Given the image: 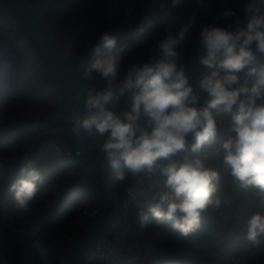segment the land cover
<instances>
[{"label": "clouds", "instance_id": "9594fccd", "mask_svg": "<svg viewBox=\"0 0 264 264\" xmlns=\"http://www.w3.org/2000/svg\"><path fill=\"white\" fill-rule=\"evenodd\" d=\"M193 3L207 12L213 0H161L156 23L165 27L154 44L145 35L152 21L138 26L135 38L147 46L144 59L125 61L129 45L118 44L117 35L103 32L90 49L91 61L80 63L87 81L99 77L102 84L78 90L72 100L77 105L83 100V109L75 107L69 116L75 140L84 134L106 137L98 145L100 167L115 173L117 181L125 180L121 166L133 176L162 178L147 210L137 206L139 225L143 229L151 220L169 222L183 237L199 230L210 206L220 205L215 194L221 177L209 166L210 154L218 155L222 149L220 162L240 187L264 192V77L249 83L258 72L251 66L257 54L264 56V8L249 0L243 16L228 7L214 18L224 23L192 16L172 31L168 18L173 10ZM130 16L126 14L125 23ZM191 47L198 48L203 66L194 82L183 60ZM259 67L264 69V63ZM201 94H206L203 102ZM122 100L126 107L121 109ZM221 113L226 121L218 120ZM222 133L226 138L217 148ZM20 173L23 178L9 190L15 209L28 212L44 177L31 159ZM262 236L264 213L256 212L247 220L246 238L259 246Z\"/></svg>", "mask_w": 264, "mask_h": 264}, {"label": "rangeland", "instance_id": "374dc122", "mask_svg": "<svg viewBox=\"0 0 264 264\" xmlns=\"http://www.w3.org/2000/svg\"><path fill=\"white\" fill-rule=\"evenodd\" d=\"M31 5L36 1L41 3V18L47 24L48 30L59 41L64 43L77 57L85 59L89 56L91 47L99 43V36L103 32H109L117 35L118 44L127 43L129 46L133 44L136 36L133 32L125 33L123 30L127 27H132L138 24L145 18V0H60L61 5L57 8H51L50 0H28ZM131 13L127 23H125L126 14ZM6 17H0V35L3 29L8 27ZM160 30H155L149 37V44H154L156 37L160 34ZM2 41V37H0ZM139 55L142 51L138 52ZM92 59V57H91ZM246 71V70H245ZM31 78H33L31 76ZM96 77L94 80H96ZM34 79V78H33ZM251 78L249 80V83ZM18 82L13 80V94L17 96L16 101L9 106L0 103V123L19 124L29 123L25 130H27L26 140L30 141L34 138L42 140V145L39 153L35 155L33 160L39 169H44V176L48 180V184L42 186L36 193L34 199L30 202L28 212L17 211L14 205L5 206L0 212V231L2 226L6 225L7 221L15 225L12 231V244L7 245L8 240L3 237L0 240V264H13L12 261L16 258L15 246L27 237L35 238V246H42L50 243H60L67 245L74 236L77 229L86 222L94 213L93 208H96L91 191L82 190L81 205L77 210L74 219L66 224L58 223L49 219V212L57 201L58 196L74 184V189L80 190V186L76 185L81 182L86 172H78L67 157V147L63 140L57 135L59 132L66 133L72 136L69 126L63 124H53L50 119L56 118L59 115V108L55 109L52 104L47 101H39L31 99V97L20 90ZM93 83V81H92ZM58 104V101L55 103ZM54 104V105H55ZM53 124L51 126L49 123ZM56 137L51 138L49 135ZM221 140V137L220 139ZM87 146H96L93 138H89L86 142ZM11 157L15 158L20 153V148L17 146L9 149ZM222 153V150H221ZM0 154H2L0 150ZM223 154V153H222ZM222 157V156H221ZM57 158V159H56ZM217 162V163H216ZM210 165L214 168H223L227 170V166L223 165L217 160ZM120 169H123L121 166ZM219 171V169H218ZM114 178L112 174L108 182L111 183ZM143 179L140 175L131 177L130 185H137ZM128 185V186H130ZM124 183L121 184L120 190H115L109 186L110 197L122 200L125 197L126 188ZM253 195L255 194L252 192ZM236 196L242 195L237 192ZM251 195H244L243 198L235 204L236 197L232 200H220L219 206H210L209 210L214 215V222L219 225V230L216 232V237L219 242L231 239L234 243L239 244L246 242L247 220L253 213L260 212L253 206ZM225 202L231 204V208L225 207V210L220 213L221 208ZM95 204V203H94ZM137 214L134 215V219ZM135 232V233H134ZM132 240L124 248L120 255V261L125 264H141L140 262H129L131 255L139 254L144 258L140 247L139 238L134 228ZM259 246H253L248 240L250 246H247V254L238 259L221 258L213 249L208 252L210 264H251L258 260L264 250H261L262 240ZM50 242V243H49ZM47 246V245H46ZM48 252H52L47 259V264L63 263L66 254L62 246L54 248V244L48 245ZM209 250V249H208ZM183 252L182 250L178 253ZM84 264H103L100 261L87 262Z\"/></svg>", "mask_w": 264, "mask_h": 264}, {"label": "trees", "instance_id": "16d2710c", "mask_svg": "<svg viewBox=\"0 0 264 264\" xmlns=\"http://www.w3.org/2000/svg\"><path fill=\"white\" fill-rule=\"evenodd\" d=\"M51 8H57L61 5L60 0H50ZM146 7L144 10L145 18L138 24L132 27H127L123 31L125 33L133 32L136 36L137 28L142 23H147L148 20L152 21V26L147 28L145 35L150 36L155 30L163 31V27L156 23L157 16L160 15L158 11V5L161 0H145ZM249 0H213L211 9L205 12L203 9L197 7L194 3L192 5L182 6L173 10L172 17L168 18V24L171 25V30H178L181 22L187 23L188 19L195 16L197 21L204 20L207 22L224 23L222 20H214L218 17L224 8H234L238 14L243 16V9L245 3ZM261 7L264 8V0H256ZM185 8L187 9L185 13ZM8 27L3 29L0 37V103H4L9 106L16 101L17 96L13 94V80H16L20 87V90L27 93L31 99L39 101L41 98L47 101L49 104L53 103L55 109H58V104H55L58 99L53 92H51L43 79L42 71L37 64L31 58L29 51L22 47L20 41L14 31V28L9 20H7ZM48 29V27H47ZM146 45L139 44L137 40H133V44L129 46V50L124 53L125 61L132 59H144L147 58L145 51ZM142 51L139 55L138 52ZM184 58V56H183ZM264 61L258 56V60L251 66L258 68V72L255 77L251 78L254 81L257 77H264V69L259 66ZM31 76L34 78H31ZM102 84L99 77L93 80L92 85L100 86ZM55 104V105H54ZM49 123V122H47ZM51 126L53 124L49 123ZM29 123L19 124H6L0 123V212L5 206L13 205L12 196L13 193L9 190L12 183L22 179L20 173V167L26 163L27 160L35 157L39 153L42 140L34 138L30 141L26 140L27 130L26 127ZM54 138L56 136L49 135ZM94 142H96L94 140ZM97 143V142H96ZM20 148V153L15 158L11 157L9 149L14 147ZM223 153V150H222ZM221 153V156H222ZM220 156V161L221 157ZM57 159V158H56ZM218 159V161H219ZM217 163V162H216ZM40 165L45 169L43 164ZM37 167V164L35 163ZM72 167H74L72 165ZM38 168V167H37ZM44 169L38 170L44 177V183L38 185L39 189L48 184L47 178L44 176ZM215 170L220 173V183L218 191L215 194L220 200L234 199L236 197L235 204L243 198L244 195H251L253 206L256 210L264 213V192L254 188H241L239 182L234 180L230 175V170H224L223 168L214 167ZM125 174V180L123 182L117 181L115 178L109 183L110 187L115 190H120V186L124 183L125 186L130 185L132 174L128 173L124 168L119 169ZM115 176V175H114ZM158 177L159 175L156 174ZM76 185L80 186V190L74 189V184L63 190L58 196L57 201L52 206L49 212V219L58 223H68L75 218L77 210L81 205L82 190L89 191L81 182H77ZM37 191V192H38ZM240 192L242 195H234ZM254 192L255 194L253 195ZM232 198V199H231ZM95 205L94 203H92ZM93 208L92 210H94ZM15 225L7 221L6 225L2 226L0 231V240L6 238L8 240L7 245H11L12 231ZM134 228L137 232L141 250L144 258L140 261L141 264H210V258L208 252L213 249L221 258L238 259L247 254V246L249 242H241L239 244L234 243L231 239H227L223 242H219L216 237V232L220 229L219 225L214 222V215L209 208L202 214L201 227L199 230L188 236L183 237L178 232L173 231L169 222L158 224L155 220H151L146 228H141L138 222V218L134 219ZM262 240V249L264 250V236L259 237ZM35 238L31 236L24 239L21 244L15 246L16 258L12 261L13 264H47V259L52 252H48V245L54 244V248L62 246L65 251V244L50 243L46 245L35 246ZM209 249V250H208ZM182 250L183 252H179ZM258 260L251 264H264V253L261 254ZM139 261V262H140ZM63 264V263H60ZM84 264V262H83Z\"/></svg>", "mask_w": 264, "mask_h": 264}, {"label": "water", "instance_id": "95a60500", "mask_svg": "<svg viewBox=\"0 0 264 264\" xmlns=\"http://www.w3.org/2000/svg\"><path fill=\"white\" fill-rule=\"evenodd\" d=\"M41 3L36 1L31 5L28 0H0V17H6L11 22L22 47L26 48L33 61L42 71L47 88L58 99L59 115L50 119L53 124H67L71 130L69 116L73 108L83 109V100L77 105L72 96L83 89L85 92L92 81H87L82 74L80 63L86 65L91 61L77 57L64 43L59 42L47 29V24L41 18ZM255 51V45L252 46ZM199 50L191 47L184 55L187 72L194 82L195 77L203 71L198 62ZM259 56V54H257ZM264 61V56H259ZM206 94H201V102ZM126 107L124 100L120 108ZM119 111V109H118ZM67 147V157L78 172H86L81 179L82 185L91 191L96 208L93 215L75 232L66 245L63 264H83L92 251L93 243L103 234L113 216L118 213V205L109 194V177L115 173L105 171L100 167L103 162L102 153L98 147L106 137L95 134H84L82 140H75L73 136L59 132L57 134ZM93 138L96 146H87L86 142Z\"/></svg>", "mask_w": 264, "mask_h": 264}, {"label": "built area", "instance_id": "2783aa9c", "mask_svg": "<svg viewBox=\"0 0 264 264\" xmlns=\"http://www.w3.org/2000/svg\"><path fill=\"white\" fill-rule=\"evenodd\" d=\"M227 119L228 117L223 113L218 117V120L226 121ZM223 127L226 129V123ZM220 137L221 140H219ZM225 138L226 136L223 133L218 136L217 148L220 147V142ZM206 150L210 153L212 151L209 149ZM221 150L218 155L213 156L210 154L209 166L220 158ZM140 179H143V181L139 184L130 185L126 188L125 197L122 200H114L118 205V213L110 219L107 230L93 243L92 251L87 258V262L100 261L103 264H125L120 261V255L134 235V215L137 214V206H142L147 210L148 204L152 202L151 197L153 192L157 188L162 187V178L160 176L140 174ZM225 207L231 208V204L225 202L221 208V214H223L222 211L225 210ZM243 229L246 230L247 227L244 226ZM141 259V255L134 254L131 255L128 261L135 263Z\"/></svg>", "mask_w": 264, "mask_h": 264}]
</instances>
